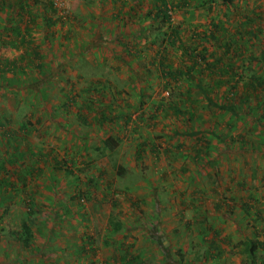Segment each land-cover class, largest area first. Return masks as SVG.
I'll return each mask as SVG.
<instances>
[{"label":"rangeland","instance_id":"rangeland-1","mask_svg":"<svg viewBox=\"0 0 264 264\" xmlns=\"http://www.w3.org/2000/svg\"><path fill=\"white\" fill-rule=\"evenodd\" d=\"M127 2L148 15L125 21L126 31L108 18L110 0L30 2L28 50L10 43L17 12H0V59L24 56L0 71V264H264V246L255 257L247 248L264 243V91L231 121L196 87L222 103L225 87L211 89L207 62L223 52L209 34L212 22L228 24L226 10L234 25L244 8L262 15L253 26L260 40L242 41L234 55L238 89L250 73L264 76V60L251 61L264 49V0H170L168 20L156 16L157 0ZM192 44L207 49L195 57L203 75L176 79L161 67L165 55L177 70L194 65ZM174 105L189 113L177 117ZM232 198V209L215 208ZM189 208L210 221L232 217L222 228L234 227L229 250H210L214 230L199 237ZM31 212L34 237L24 247Z\"/></svg>","mask_w":264,"mask_h":264},{"label":"trees","instance_id":"trees-1","mask_svg":"<svg viewBox=\"0 0 264 264\" xmlns=\"http://www.w3.org/2000/svg\"><path fill=\"white\" fill-rule=\"evenodd\" d=\"M157 1H159V4L157 5L158 9L156 12V16L162 17L163 19H166V20L171 19V15L169 14L170 9L168 8L170 0H157ZM180 1L183 4V6H186L189 4V0H180ZM233 1L237 2V0H233ZM30 2H33L34 4L35 2L37 3L38 0H0V12L7 8H11V10H14L17 12V17L19 18L18 24L13 26V28H11L13 40L10 43L13 48H16V49L23 48L25 50H28L27 47L31 45V43L33 44V42L28 37L30 36L31 31H32L31 26L33 22L35 21L34 17H31L29 15L30 12L27 11L29 6H31L32 4ZM54 4H56V2L53 1L51 3L52 7ZM227 6L228 4L225 5V8H227ZM232 6L237 8V6H239V0H238L237 6L235 2H232ZM245 6L250 8L249 3H247ZM239 10L240 9L238 7L236 10L237 15H239ZM247 10L248 8H244V11L241 10L242 19L244 20H239L240 23L237 22L236 23L237 25H234L233 23L231 24V21H230L231 18H229V14H230L229 10H226L224 12V16L228 17L227 18L228 24H223L221 23V21L218 23L212 22V26L214 25L215 29H213L209 35L213 40L217 42L218 48L223 49V52L219 54L215 62H207V67L211 70V77L215 76V79H213V84L211 85V89L214 90L215 88L225 87L224 88L225 92H223V95L221 98L222 103H218L213 97H211L209 95L210 90L207 91L206 88L201 83H198V82L196 83L198 89H200L206 95L208 103L211 106L220 108L224 112L229 113L230 118L232 119L231 121L236 119L242 113V111H244V106L249 104V102L251 101V98L255 96V94H258L259 91H264V76L261 74H255V73H250L249 78H247L243 82L242 89H238L244 77H243L242 72L239 71L238 67L236 66L237 60H235L234 55L238 56L241 53H243L241 52L243 48L241 44L242 41L246 43L247 41H249L251 42V44H253L255 42V38L256 40H260L258 36L260 34L257 33V31H261V30L260 28H253V26L255 24L258 25L259 19H261L262 15L257 14V10L253 12L254 14L251 12L252 9L249 12ZM28 16L31 17L32 21L31 20L28 21V19L26 20V17ZM23 23L27 25L25 28L22 27ZM219 34H221V38H219ZM198 36L200 37V33H197V37L193 39V42H195L198 39ZM172 40H176V39L173 37L171 38V41ZM190 48H191V51H189L190 52L189 55L192 56L194 65L188 66L187 70L185 68L184 69L178 68V70L176 68H173V64L171 62H168V57L166 55L163 56L161 59V62H160L161 67L164 70L165 69L171 70L170 71L171 74L176 79L179 77L180 74L187 75L189 78L192 79L193 70L195 69L196 70L194 72H197V73L200 72L201 75H203L204 74L203 71L206 70V68H203L202 70L201 69L197 70L198 67L197 65L195 66V64L199 63V61L196 59L197 57H202L203 59L207 58L208 56V53L206 54L207 49L205 48L201 52V50H199L198 46L195 44H192ZM33 51L35 53V56L38 58L39 56L38 46L34 47ZM241 56L245 59L244 54ZM228 58L230 60L224 64V62H226V59ZM20 59L21 60L24 59L23 54H20L19 58L13 59L11 61L8 60L7 62H4L3 60L0 59V71L9 67L11 64L13 65L17 64L20 61ZM251 59H252L251 61L257 60L258 62H260V60H264V49L261 51L260 58H256V56L253 55ZM199 79H201V77ZM189 89L192 90L191 87ZM238 91H241L240 95ZM187 99L188 101L190 100V98H187ZM174 107H175V113L177 117L187 112V111H184L180 106L174 105ZM190 113L193 115L195 114L192 111H190ZM103 117H105L104 114H103ZM197 132L198 131H195L192 133L185 132V134L200 135V132L199 133ZM140 151H139V156L141 157L142 154L140 153L142 152ZM3 163L1 164L2 168L6 164V163L4 164ZM32 224H33V216L31 212L29 217L22 222V226H21L22 230L20 234V240L24 244V247H28L31 244L32 239L34 237ZM260 246L261 247L264 246V243L262 241H259V240L250 241L247 247L249 255L251 257H255L256 251L259 249Z\"/></svg>","mask_w":264,"mask_h":264},{"label":"crops","instance_id":"crops-1","mask_svg":"<svg viewBox=\"0 0 264 264\" xmlns=\"http://www.w3.org/2000/svg\"><path fill=\"white\" fill-rule=\"evenodd\" d=\"M106 1H108V0H106ZM110 1H112L115 4L116 10L112 11L110 14L107 13L108 14V18H110V20L119 19L122 22L120 25L123 27L124 31H126L125 24H124L125 21L127 22V20H129L130 18H135V21L139 22V20L142 18V16L148 15L147 11H145L142 14L141 12H138V10L135 7H134L135 9L134 8L131 9L130 7L126 6L128 4L127 0H110ZM239 1L242 2L244 0H239ZM247 1L248 2L252 1L253 2L255 0H247ZM257 1H261V0H257ZM251 7H253V6L251 5ZM255 10H258V9L252 8L251 12L253 13ZM107 25H109L108 21H105V26H107ZM137 29H138V27L135 28V30H137ZM196 87H197V85H196ZM187 91H191V90L188 89ZM200 91H201L200 89L197 90L198 93ZM202 93L204 94V92H202ZM205 97H206V95H205ZM138 157H139V155H138ZM141 158H139V159H141ZM250 195L251 194H248V196H250ZM240 199H241V197H240ZM232 200H233V198H232ZM198 201H201V200H198ZM244 202L246 203L247 199ZM222 203H223V205H222ZM224 206H226L227 209H232L233 206H234V200L233 201L228 200L227 202L215 203V208H217V209H221ZM199 207H201V206H199ZM171 210L173 211L174 209H171ZM187 211H189V214L193 213L194 217H196V219H197V224H198L199 230L200 229L203 230L202 234H199V237H201L202 239H203V236H204L205 232L208 231L209 228H213L214 233H211L212 234L211 235L212 238L210 240V243H211L210 250L211 251H213V248H214V251L216 253L222 254L223 251H226V248H227V250L230 249L231 246H229V244L233 243V239L236 240V238H234V237L232 238V236H231V233H233V234L235 233L234 230H231V229H234V227H232V226L229 227V229L231 230V231L229 230L230 232L228 230L223 231L222 228L225 227V225H224L225 224V220L229 221L230 224L233 223L231 221L232 220L231 216L225 218L226 214L221 215L219 212H217V215L214 216L215 218H213V220L210 221L209 220L210 216L207 215L206 213H203V211H201L199 209H190L189 208V209H187ZM214 214L215 213L213 211V213H211V215L213 216ZM221 216H222V219H221ZM153 224H155V223L153 222ZM235 224L236 223H234L233 225L235 226ZM201 226H204L205 228L203 229ZM119 229H120V226L118 227L117 230H119ZM235 229H236V227H235ZM91 255L92 256H96V253L92 252ZM117 259L118 258L114 257L110 261L109 264H122V262H124L126 264H129L131 262V261H127L126 262L124 260H119V259L117 260ZM127 260H129V259H127Z\"/></svg>","mask_w":264,"mask_h":264}]
</instances>
